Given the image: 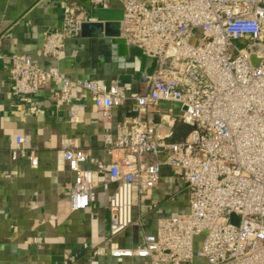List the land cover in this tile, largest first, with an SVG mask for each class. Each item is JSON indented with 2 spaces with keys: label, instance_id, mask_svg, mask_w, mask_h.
<instances>
[{
  "label": "built area",
  "instance_id": "built-area-1",
  "mask_svg": "<svg viewBox=\"0 0 264 264\" xmlns=\"http://www.w3.org/2000/svg\"><path fill=\"white\" fill-rule=\"evenodd\" d=\"M117 1L129 50L156 62L151 74H142L143 91H129L117 81L73 80L57 68L43 69L28 54L9 58L11 96L35 114L42 108L33 97L54 87V102L68 106L76 90L89 93L104 120L111 109L132 103V114L118 121L116 133L104 136L111 163L85 169L88 152L73 139L61 141L62 159L74 174L66 186L73 211L88 209L99 187L116 185L108 197V242L92 258L264 264V0ZM104 2L91 0V8ZM90 21L88 13L78 16L67 7L63 28L45 32L43 53L62 59L67 41L79 38L82 24ZM178 121L192 130L174 142ZM11 158L38 165L36 150L21 136ZM163 167L183 179L189 210L159 219L157 232L141 245L120 247L116 239L133 226L137 198L158 187ZM105 175L108 182L101 183Z\"/></svg>",
  "mask_w": 264,
  "mask_h": 264
},
{
  "label": "crops",
  "instance_id": "crops-1",
  "mask_svg": "<svg viewBox=\"0 0 264 264\" xmlns=\"http://www.w3.org/2000/svg\"><path fill=\"white\" fill-rule=\"evenodd\" d=\"M67 7L83 16L89 13L91 0H0V264H150L149 259L138 257L92 258V251L108 242V197L116 185L107 190L99 187L88 209L73 211L66 186L73 182L74 174L61 155L62 139L70 138L90 156L85 169L95 170L99 162L111 163L104 136L116 133L118 121L132 114V103L111 109L110 119L104 120L89 93L82 90L74 92V101L68 106L54 102L55 87L44 89L33 97L42 108L40 114L20 97L11 96L9 58L17 54L31 55L43 69L57 68L73 80L105 85L117 81L129 91L145 89L142 74H151L156 62L136 50L121 57L111 39H70L59 61L43 53L45 32L63 28ZM101 8L122 9V5L105 0ZM161 106L169 109L170 104ZM19 136L29 149L36 150V167L28 158L12 160ZM100 182H108V175ZM185 188L174 169L163 167L158 187L137 198L134 224L116 239L119 246L135 248L145 236L157 232L159 219L187 212ZM192 264L205 262L195 259Z\"/></svg>",
  "mask_w": 264,
  "mask_h": 264
},
{
  "label": "water",
  "instance_id": "water-1",
  "mask_svg": "<svg viewBox=\"0 0 264 264\" xmlns=\"http://www.w3.org/2000/svg\"><path fill=\"white\" fill-rule=\"evenodd\" d=\"M88 15L92 21L82 24L80 36L84 39H111L118 47L119 55L128 57L130 50L127 40L122 36L123 9L91 8ZM191 130V126L180 121L176 122L173 127L174 142L184 139Z\"/></svg>",
  "mask_w": 264,
  "mask_h": 264
},
{
  "label": "rangeland",
  "instance_id": "rangeland-1",
  "mask_svg": "<svg viewBox=\"0 0 264 264\" xmlns=\"http://www.w3.org/2000/svg\"><path fill=\"white\" fill-rule=\"evenodd\" d=\"M167 108H171L173 111L178 112L179 108L175 105H170Z\"/></svg>",
  "mask_w": 264,
  "mask_h": 264
}]
</instances>
